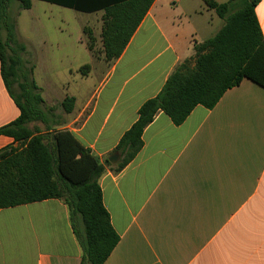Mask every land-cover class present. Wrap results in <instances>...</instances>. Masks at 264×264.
Wrapping results in <instances>:
<instances>
[{
    "label": "crops",
    "instance_id": "0c3cea01",
    "mask_svg": "<svg viewBox=\"0 0 264 264\" xmlns=\"http://www.w3.org/2000/svg\"><path fill=\"white\" fill-rule=\"evenodd\" d=\"M75 11L100 16L103 27L104 10ZM255 13L264 36V0ZM224 24L203 0H154L118 59L107 61L103 47L97 59L85 42L87 63L69 68L66 94L58 101L69 97L75 104L61 130L105 165L103 203L120 237L104 264H264L262 87L244 79L213 109L199 105L179 126L160 112L124 169L117 172L108 161L141 106L161 92L179 65L196 57L195 45ZM86 65L90 70L82 75ZM34 80L41 88L36 75ZM20 114L0 60V128ZM12 145L17 146L13 138L0 136V151ZM82 259L64 201L0 211V264H83Z\"/></svg>",
    "mask_w": 264,
    "mask_h": 264
},
{
    "label": "trees",
    "instance_id": "16d2710c",
    "mask_svg": "<svg viewBox=\"0 0 264 264\" xmlns=\"http://www.w3.org/2000/svg\"><path fill=\"white\" fill-rule=\"evenodd\" d=\"M8 1L0 0V10H6ZM17 1L23 10L32 8L33 0ZM40 1L86 13L104 10L101 36L107 61L122 55L154 3V0ZM203 1L225 21L224 26L213 38L195 45L196 57L179 65L161 92L141 106L138 120L115 149L121 155L117 172L140 152L143 132L160 112L179 126L197 106L213 109L229 89L239 86L244 79L264 89V36L255 13L262 0H229L224 4ZM236 4L242 7L231 12ZM7 30V41L0 39L1 74L21 114L16 121L0 128V136L11 137L17 143L0 151V211L50 199L64 201L83 251V264H104L120 240L103 203L100 179L106 167L68 130L45 136L28 128L35 121L46 124L48 115L43 110L41 88L30 76L21 79L22 61L10 56L12 46L17 45L15 25H8ZM89 49H94V42L91 41ZM89 70L86 65L80 72L86 75ZM74 104V98L63 101L67 114ZM77 215L84 227V238L74 224Z\"/></svg>",
    "mask_w": 264,
    "mask_h": 264
},
{
    "label": "rangeland",
    "instance_id": "374dc122",
    "mask_svg": "<svg viewBox=\"0 0 264 264\" xmlns=\"http://www.w3.org/2000/svg\"><path fill=\"white\" fill-rule=\"evenodd\" d=\"M5 6V11L0 10V39L6 42L8 25H15L17 45L12 46L14 51L10 56L22 61L21 79L25 76L34 79L36 75L44 92L43 110L48 115L47 122L44 124L35 121L27 126L33 131L39 130L45 136H50L51 132L65 126L67 113L62 106L63 101L58 100L66 94V83L71 79L69 68L88 61L89 57L83 47L85 42H94L95 57H100L103 47L100 16L96 18V15L79 13L37 0L30 10H23L17 0H10ZM241 7V4H236L232 6L231 12ZM193 63L191 61V66ZM51 99L54 101L49 102ZM47 129L51 131L48 132ZM74 224L81 238H84L80 216L74 218Z\"/></svg>",
    "mask_w": 264,
    "mask_h": 264
},
{
    "label": "water",
    "instance_id": "95a60500",
    "mask_svg": "<svg viewBox=\"0 0 264 264\" xmlns=\"http://www.w3.org/2000/svg\"><path fill=\"white\" fill-rule=\"evenodd\" d=\"M120 158H121V156H120L119 153H114V154L111 155V157L108 159V161L111 164L115 165V164H117L119 162Z\"/></svg>",
    "mask_w": 264,
    "mask_h": 264
}]
</instances>
